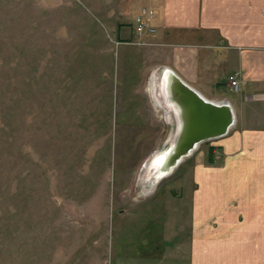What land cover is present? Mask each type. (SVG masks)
Segmentation results:
<instances>
[{
  "label": "rangeland",
  "instance_id": "rangeland-1",
  "mask_svg": "<svg viewBox=\"0 0 264 264\" xmlns=\"http://www.w3.org/2000/svg\"><path fill=\"white\" fill-rule=\"evenodd\" d=\"M146 2L0 0V264H120L159 247L161 224L130 219L153 217L142 202L193 160L152 194L139 183L171 130L148 82L172 57L135 32Z\"/></svg>",
  "mask_w": 264,
  "mask_h": 264
},
{
  "label": "crops",
  "instance_id": "crops-1",
  "mask_svg": "<svg viewBox=\"0 0 264 264\" xmlns=\"http://www.w3.org/2000/svg\"><path fill=\"white\" fill-rule=\"evenodd\" d=\"M147 3L156 32L145 36L171 55L166 67L207 100L227 102L235 123L181 163L193 160L176 184L142 202L160 211L130 223L161 224L164 234L156 250L120 264H264V0Z\"/></svg>",
  "mask_w": 264,
  "mask_h": 264
},
{
  "label": "water",
  "instance_id": "water-1",
  "mask_svg": "<svg viewBox=\"0 0 264 264\" xmlns=\"http://www.w3.org/2000/svg\"><path fill=\"white\" fill-rule=\"evenodd\" d=\"M166 89L169 100L178 107L180 119L179 130L161 169L170 173L201 144L226 136L235 123V115L227 102L205 99L174 72L169 74Z\"/></svg>",
  "mask_w": 264,
  "mask_h": 264
},
{
  "label": "bare ground",
  "instance_id": "bare-ground-1",
  "mask_svg": "<svg viewBox=\"0 0 264 264\" xmlns=\"http://www.w3.org/2000/svg\"><path fill=\"white\" fill-rule=\"evenodd\" d=\"M172 73L173 71L169 67L162 66L152 72L148 82L149 94L153 102L155 103V106H153L156 107V109L158 108L162 112H164V121H166L167 124L171 127V130L167 138L165 139L163 146L155 150L140 168L141 174L139 176V183L142 184L143 189L146 190V194H152L153 192H155V190L157 189L156 187L163 180L169 178L182 163L181 162L179 166H177L170 173H163V171L161 170L167 157V151L170 149L171 144H173L174 138L179 130L180 125L178 107L174 103H172V101H170L167 96L166 88L168 86V77L169 74ZM199 149L200 146L196 148L195 152H197ZM194 153L188 156L187 159L191 158Z\"/></svg>",
  "mask_w": 264,
  "mask_h": 264
},
{
  "label": "built area",
  "instance_id": "built-area-1",
  "mask_svg": "<svg viewBox=\"0 0 264 264\" xmlns=\"http://www.w3.org/2000/svg\"><path fill=\"white\" fill-rule=\"evenodd\" d=\"M155 11L152 8H143L141 12L135 17V32L139 36H145L147 34H155L156 30L152 27L151 23L154 20ZM230 86L234 92H238L240 83L236 76L229 78Z\"/></svg>",
  "mask_w": 264,
  "mask_h": 264
},
{
  "label": "trees",
  "instance_id": "trees-1",
  "mask_svg": "<svg viewBox=\"0 0 264 264\" xmlns=\"http://www.w3.org/2000/svg\"><path fill=\"white\" fill-rule=\"evenodd\" d=\"M211 150H213V148Z\"/></svg>",
  "mask_w": 264,
  "mask_h": 264
}]
</instances>
